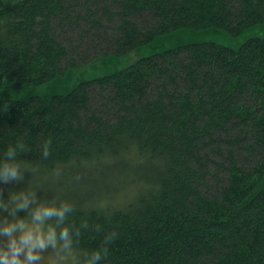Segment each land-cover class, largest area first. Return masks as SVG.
<instances>
[{"label": "trees", "instance_id": "16d2710c", "mask_svg": "<svg viewBox=\"0 0 264 264\" xmlns=\"http://www.w3.org/2000/svg\"><path fill=\"white\" fill-rule=\"evenodd\" d=\"M260 24L264 0H0V155L20 139L32 169L10 188L70 201L78 249L115 232L104 264H264V37L139 54Z\"/></svg>", "mask_w": 264, "mask_h": 264}, {"label": "clouds", "instance_id": "9594fccd", "mask_svg": "<svg viewBox=\"0 0 264 264\" xmlns=\"http://www.w3.org/2000/svg\"><path fill=\"white\" fill-rule=\"evenodd\" d=\"M25 151L27 146L20 139L8 145L0 155V182L22 181L24 171H32L19 158ZM49 154L46 144L43 156ZM36 189L22 187L10 190L8 199L0 197V264H46L49 255L71 264H104L109 254L107 245L116 233H107L99 247L78 249L87 221L74 229L68 222L73 204L66 199L38 197Z\"/></svg>", "mask_w": 264, "mask_h": 264}, {"label": "rangeland", "instance_id": "374dc122", "mask_svg": "<svg viewBox=\"0 0 264 264\" xmlns=\"http://www.w3.org/2000/svg\"><path fill=\"white\" fill-rule=\"evenodd\" d=\"M251 37H264V24L257 25L245 31L240 36H231L223 30H183L170 33L158 37L154 42L148 46L142 47L139 54L147 55L155 51H162L166 48H172L178 45H183L189 42H201V41H213L224 45L239 47L244 41ZM139 54L133 57H126L124 63L119 59H114L112 63L119 64L118 69L123 68L130 62L135 61ZM105 62L99 61L93 65L71 71L68 75L63 76L54 81L48 82L42 86L34 87L30 92L33 94L51 96L54 94H64L68 92L74 85L79 83L82 79L92 78L99 76L103 73V66ZM15 182V181H12ZM12 182H9L12 184ZM10 184L0 182V197L8 199L9 191L13 190L10 188ZM24 213L21 212L20 215ZM46 264H71V261H60L56 257L48 256Z\"/></svg>", "mask_w": 264, "mask_h": 264}]
</instances>
